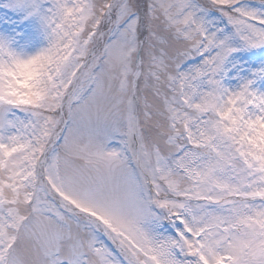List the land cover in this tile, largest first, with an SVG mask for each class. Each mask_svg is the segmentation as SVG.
Segmentation results:
<instances>
[{
	"label": "snow or ice",
	"instance_id": "snow-or-ice-1",
	"mask_svg": "<svg viewBox=\"0 0 264 264\" xmlns=\"http://www.w3.org/2000/svg\"><path fill=\"white\" fill-rule=\"evenodd\" d=\"M0 264H264V0H0Z\"/></svg>",
	"mask_w": 264,
	"mask_h": 264
}]
</instances>
